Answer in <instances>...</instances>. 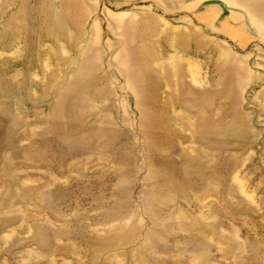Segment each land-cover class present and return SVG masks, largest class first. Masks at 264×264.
<instances>
[{"label":"rangeland","instance_id":"obj_1","mask_svg":"<svg viewBox=\"0 0 264 264\" xmlns=\"http://www.w3.org/2000/svg\"><path fill=\"white\" fill-rule=\"evenodd\" d=\"M0 264H264V0H0Z\"/></svg>","mask_w":264,"mask_h":264}]
</instances>
